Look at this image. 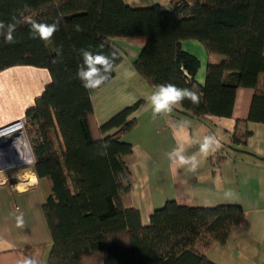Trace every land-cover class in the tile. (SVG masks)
Segmentation results:
<instances>
[{"label": "trees", "instance_id": "trees-1", "mask_svg": "<svg viewBox=\"0 0 264 264\" xmlns=\"http://www.w3.org/2000/svg\"><path fill=\"white\" fill-rule=\"evenodd\" d=\"M171 6L165 11L158 5L134 9L124 0H0V21H19L13 43L0 36V72L34 66L51 76L24 119L34 173L50 188L43 204L52 239L47 264H214L204 252L225 245L242 224L237 205L190 208L169 200L143 226L130 204L134 178L126 158L133 146L123 138L136 127L131 117L144 100L98 126L92 103L98 89L90 93L76 76L80 49L116 52L118 66L122 56L112 40H139L134 69L150 87L172 83L198 94V104L185 99L174 106L179 118H232L235 91L251 88L248 121L264 122V0H171ZM27 17L59 20L58 31L47 43L33 38ZM185 41L200 42L214 58L203 84L196 79L201 62L183 50ZM246 125L238 123L232 148L264 161L238 149L251 135ZM226 160L220 157L213 172Z\"/></svg>", "mask_w": 264, "mask_h": 264}, {"label": "crops", "instance_id": "crops-1", "mask_svg": "<svg viewBox=\"0 0 264 264\" xmlns=\"http://www.w3.org/2000/svg\"><path fill=\"white\" fill-rule=\"evenodd\" d=\"M124 2L134 9L158 5L172 11L171 0ZM112 43L122 61L116 66L113 79L92 95L94 116L101 126L124 108L144 100V105L131 117L136 119V127L123 138L133 146L132 155L126 158L134 178L130 204L139 211L142 225L149 226L153 212L169 200L190 208L237 205L243 210L242 224L232 231L225 245L214 244L204 254L214 264H264V161L235 152L231 144L238 123L247 122L251 135L246 146L238 149L264 159V122L248 121L254 89L235 91L232 118L183 119L174 110L153 117L146 103L156 90L134 69L142 50L141 42L113 39ZM182 48L200 60L196 79L203 84L213 57L208 56L198 41H185ZM50 83L49 71L43 68L14 66L1 71L0 128L24 120L27 110ZM207 135H214L220 146L205 157L199 152L198 141ZM178 147H182L184 156H196L195 171L168 158L167 154ZM220 157L227 160L213 172V165ZM43 182L48 191L42 190ZM228 192L232 193L230 198L225 196ZM49 195L47 181L38 179L36 174L25 189L0 185V264H18L22 258L31 256H38L40 264H47L52 239L43 204ZM21 214L24 225L17 227L16 216Z\"/></svg>", "mask_w": 264, "mask_h": 264}, {"label": "clouds", "instance_id": "clouds-1", "mask_svg": "<svg viewBox=\"0 0 264 264\" xmlns=\"http://www.w3.org/2000/svg\"><path fill=\"white\" fill-rule=\"evenodd\" d=\"M27 7V6H26ZM26 22L30 25V32L33 38H39L45 43L49 42L54 34L58 31L59 20L52 24L40 23L32 19L31 17L25 18ZM13 23L5 24L0 21V36H3L7 43H13V33L16 28V17H13ZM76 30L79 31L80 26L76 25ZM99 49H103L104 45L100 44ZM58 57L62 56V50L57 49ZM80 55L82 56V63L78 66L76 76L81 81L83 87L90 93L96 89H99L107 81H109L112 73L115 71V59L117 57L116 52H112L110 55H105L103 51L93 52L88 49H80ZM54 63L56 61H53ZM185 99L190 100L193 104L199 103L198 94L188 88H180L172 83H163L157 86V90L154 91L148 98L146 108H150L153 117L159 115H167L173 111L174 106L182 103ZM199 143V152L203 156H207L210 151H215L219 148L220 144L214 135H207L203 137ZM182 147L174 149L173 152L168 153V158L173 163L178 162L180 165H189L190 171H195L198 161L196 156L186 157L182 154ZM106 154V153H102ZM226 198L232 196L231 192L225 193ZM17 227H23L24 220L23 214L16 216ZM18 264H40L38 256L24 257Z\"/></svg>", "mask_w": 264, "mask_h": 264}, {"label": "built area", "instance_id": "built-area-1", "mask_svg": "<svg viewBox=\"0 0 264 264\" xmlns=\"http://www.w3.org/2000/svg\"><path fill=\"white\" fill-rule=\"evenodd\" d=\"M35 158L31 144L27 138L25 120H19L0 128V174L9 173L13 170H21L25 167H34ZM27 174V173H26ZM28 175V174H27ZM18 177L11 178L14 185L18 183ZM10 179V180H11ZM9 180V181H10ZM9 181L2 180L0 183L7 184ZM32 179L25 180L22 184L29 185ZM21 184V185H22ZM29 187V186H28ZM27 187V188H28Z\"/></svg>", "mask_w": 264, "mask_h": 264}, {"label": "rangeland", "instance_id": "rangeland-1", "mask_svg": "<svg viewBox=\"0 0 264 264\" xmlns=\"http://www.w3.org/2000/svg\"><path fill=\"white\" fill-rule=\"evenodd\" d=\"M27 134V133H26ZM27 138H28V140H29V142H30V139H29V137H28V135H27ZM30 144H31V142H30ZM28 175H27V174ZM34 169H33V167L32 166H30V167H25V168H21V170H13V171H10L9 173H1L0 174V181H2V180H6L7 179V181H9L11 178H13L14 176H17L18 178V183H17V185H18V187L20 188V189H25V188H27L29 185H23L22 183L25 181V180H28L29 178L30 179H32V177L34 176ZM6 184H7V182H6ZM12 184H14V180H10L9 181V183H8V185H12ZM22 184V185H21ZM0 185H4L3 183L1 184L0 183ZM42 190H46V191H48V187H47V185H46V183H42ZM49 193V192H48Z\"/></svg>", "mask_w": 264, "mask_h": 264}]
</instances>
